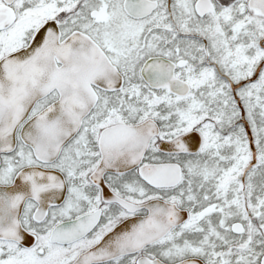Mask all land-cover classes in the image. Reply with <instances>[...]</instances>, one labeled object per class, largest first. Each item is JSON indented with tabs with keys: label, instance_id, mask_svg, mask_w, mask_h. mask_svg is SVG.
Wrapping results in <instances>:
<instances>
[{
	"label": "snow or ice",
	"instance_id": "obj_1",
	"mask_svg": "<svg viewBox=\"0 0 264 264\" xmlns=\"http://www.w3.org/2000/svg\"><path fill=\"white\" fill-rule=\"evenodd\" d=\"M0 264H264V0H0Z\"/></svg>",
	"mask_w": 264,
	"mask_h": 264
}]
</instances>
